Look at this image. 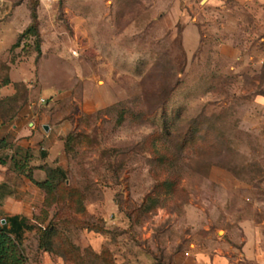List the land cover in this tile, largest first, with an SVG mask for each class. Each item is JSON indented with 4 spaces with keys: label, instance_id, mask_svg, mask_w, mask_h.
<instances>
[{
    "label": "rangeland",
    "instance_id": "374dc122",
    "mask_svg": "<svg viewBox=\"0 0 264 264\" xmlns=\"http://www.w3.org/2000/svg\"><path fill=\"white\" fill-rule=\"evenodd\" d=\"M202 2L0 0V87L15 91L4 107L32 90L33 106L76 116L51 152L62 205L35 216L61 209L72 264L237 253L244 229L264 250V8ZM32 8L39 52L21 36ZM4 144L1 160L14 153Z\"/></svg>",
    "mask_w": 264,
    "mask_h": 264
},
{
    "label": "crops",
    "instance_id": "0c3cea01",
    "mask_svg": "<svg viewBox=\"0 0 264 264\" xmlns=\"http://www.w3.org/2000/svg\"><path fill=\"white\" fill-rule=\"evenodd\" d=\"M238 1L241 3L250 2L264 8V0ZM185 32L192 37V33H196L198 45L199 34L196 28L187 26L182 35ZM9 78L13 83L24 81L19 76L17 78L12 70ZM25 79H28V75L25 76ZM40 92L39 96L43 97L56 96L58 93L56 90L49 91L41 88ZM14 95L15 91L12 85L0 87V140H4L9 146L13 145V147L29 150L32 155L28 165V168L31 169V177L37 182H42L46 178L44 166L60 167L63 163L59 154L51 156V152L60 145L63 136L75 128L76 116L74 115L75 122L72 126L70 119L72 113L67 112V109L62 106L50 109L33 106L35 94L32 90H28L25 96L27 104L8 111L4 107V103L8 102V99L12 100ZM66 97L65 94H61L56 97V100ZM6 114H8L7 117ZM45 126L48 128L47 131L44 130ZM8 150L9 153L12 152V149ZM44 151L47 152V155L42 157ZM11 157L12 154L5 160V164H0V220L5 222L7 218L17 217L25 221L27 229L20 232L18 242L24 250L29 264H64L62 258L38 250L35 227L36 225L42 228L47 226L55 210L54 208L50 209L45 220L40 223L39 220L37 221L35 216L43 207L44 194L29 179L18 175L12 169ZM245 226L246 224L240 227L244 228ZM240 241L241 249L237 253L231 246L227 248L221 244L218 249L197 250L187 254L185 262L181 264H264V250L258 246L257 239L253 234H248L244 229V237Z\"/></svg>",
    "mask_w": 264,
    "mask_h": 264
},
{
    "label": "trees",
    "instance_id": "16d2710c",
    "mask_svg": "<svg viewBox=\"0 0 264 264\" xmlns=\"http://www.w3.org/2000/svg\"><path fill=\"white\" fill-rule=\"evenodd\" d=\"M30 19L31 24L22 33L21 36L34 37L37 40L36 48L39 52L37 16L33 8L30 9ZM0 145L5 146L3 140H0ZM9 149H12V151L14 152L11 157L12 169L18 175L24 176L29 179L33 185H35L43 192V208L52 206L56 207L57 205H59V186L61 184L63 171L58 169L57 167L44 166L43 169L45 170L46 178L42 182H37L32 179L31 169L28 168L30 159L32 157L31 152L29 150H21V148L13 146H9ZM17 154H19V156H17ZM0 164H5V160L0 159ZM58 210L55 211L52 219L49 221L47 226H45L44 228L39 226L35 227L38 239V250L62 258L64 264H72L71 256L69 255L65 247L67 240L63 236H61L60 233L61 229L59 226L61 223H59V218L61 209ZM47 214L45 213V216H47ZM46 218H43L42 221ZM24 229H27L25 221L23 219H18L17 217L7 218L5 219V224L0 225V264H29L28 258L25 255L20 243L18 242L19 234ZM101 256L102 253L97 255V257Z\"/></svg>",
    "mask_w": 264,
    "mask_h": 264
},
{
    "label": "water",
    "instance_id": "95a60500",
    "mask_svg": "<svg viewBox=\"0 0 264 264\" xmlns=\"http://www.w3.org/2000/svg\"><path fill=\"white\" fill-rule=\"evenodd\" d=\"M203 2H204V0H203ZM203 2H202V3H203ZM47 129H48V128L45 126V127H44V130L47 131ZM4 223H5V222H4V220H3V221H2V224H4Z\"/></svg>",
    "mask_w": 264,
    "mask_h": 264
},
{
    "label": "built area",
    "instance_id": "2783aa9c",
    "mask_svg": "<svg viewBox=\"0 0 264 264\" xmlns=\"http://www.w3.org/2000/svg\"><path fill=\"white\" fill-rule=\"evenodd\" d=\"M0 225H2V221L0 220Z\"/></svg>",
    "mask_w": 264,
    "mask_h": 264
}]
</instances>
